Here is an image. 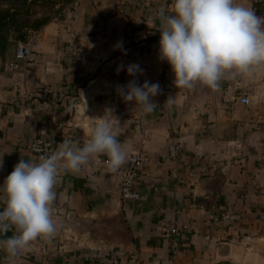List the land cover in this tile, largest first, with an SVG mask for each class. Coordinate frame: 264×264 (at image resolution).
<instances>
[{
    "label": "crops",
    "instance_id": "0c3cea01",
    "mask_svg": "<svg viewBox=\"0 0 264 264\" xmlns=\"http://www.w3.org/2000/svg\"><path fill=\"white\" fill-rule=\"evenodd\" d=\"M236 2L264 17V0ZM169 3L75 0L65 18L40 29L42 50L25 72L0 74V182L21 158L39 162L30 145L42 129L56 151L62 142L82 146L91 127H82L72 110L91 101L110 103L128 155L149 158L136 203L122 199L123 166L111 171L107 156L79 172L60 170L51 205L56 231L30 243L34 254L60 264L109 249L108 262L115 264H264V66L226 74L217 89L174 87L168 64L158 59L155 17ZM119 41L123 48L114 49ZM131 63L143 69L139 84L160 85L151 113L116 93L132 79L117 67ZM243 93L250 104L238 100ZM174 144L177 159L170 158ZM205 165L212 174H201ZM206 211H232L241 219L211 223ZM165 225L182 229L177 255L161 236Z\"/></svg>",
    "mask_w": 264,
    "mask_h": 264
},
{
    "label": "clouds",
    "instance_id": "9594fccd",
    "mask_svg": "<svg viewBox=\"0 0 264 264\" xmlns=\"http://www.w3.org/2000/svg\"><path fill=\"white\" fill-rule=\"evenodd\" d=\"M159 20L158 59L166 62L177 88H192L200 83L217 89L226 74H251L264 66V17L236 0H170L155 13ZM123 41L114 49H122ZM126 54V50L124 51ZM132 77L117 85L116 93L125 103L139 105L145 113L156 106L159 83L136 77L143 69L138 63L121 64L117 73ZM167 102H172L170 96ZM113 110L105 109L89 130L82 146L62 142L58 151L41 156L39 162L21 158L0 182V233L13 235L0 240V249L11 256L21 254L38 238L51 237L56 231L51 205L60 170L79 172L97 156H107V167L115 172L128 158L117 139ZM0 156V168L3 167Z\"/></svg>",
    "mask_w": 264,
    "mask_h": 264
},
{
    "label": "built area",
    "instance_id": "2783aa9c",
    "mask_svg": "<svg viewBox=\"0 0 264 264\" xmlns=\"http://www.w3.org/2000/svg\"><path fill=\"white\" fill-rule=\"evenodd\" d=\"M41 32L36 29H29L23 40L18 42L15 58L8 62L5 67L7 74L15 75L25 72L28 67L36 60L38 53L42 50ZM238 100L244 104H250L251 98L248 94L243 93L239 96ZM30 148L32 152L38 157L39 161L41 156H48L56 152L54 141L49 136L46 129L40 130L33 138ZM180 154L179 144H174L170 151V158L177 159ZM149 158L142 153H132L128 158L121 170V197L126 202L136 203L141 201L142 195L137 188V180L140 176L141 169ZM210 165H205L201 168V174L208 175L213 173ZM209 222L221 225H227L241 219V215L232 211L219 212V211H206ZM183 228H193L197 230L198 227L184 224ZM182 229L179 226L165 225L162 228L161 236L170 242L171 252L173 255L178 254L180 247V238ZM112 249L108 250L111 251ZM100 252V253H98ZM96 255L90 257L91 260H98L103 262L105 252L98 251ZM112 252V251H111Z\"/></svg>",
    "mask_w": 264,
    "mask_h": 264
},
{
    "label": "rangeland",
    "instance_id": "374dc122",
    "mask_svg": "<svg viewBox=\"0 0 264 264\" xmlns=\"http://www.w3.org/2000/svg\"><path fill=\"white\" fill-rule=\"evenodd\" d=\"M74 2L75 0H29L28 3H30V8H29L30 15L33 18L34 17L48 18L50 20L46 24L48 25L51 22H57L65 18L67 10L73 8ZM27 8L28 7H25L23 9L27 10ZM46 25H44L41 28H44ZM18 42H16L11 53L7 55L5 59L0 57V74L6 72L5 71L6 64L14 57ZM109 106L110 103H108L107 101H91L89 103H86L84 108L73 107L72 116L77 117L78 122L82 124V127H85L87 130L88 126L92 128L95 125L96 123L95 118L102 116L105 109L110 108ZM116 110L117 111L121 110V107L118 105ZM113 113H114V109H113ZM116 119L117 121L119 120L118 118ZM116 119L114 118L112 119L113 124L116 122ZM11 235H13V232L11 230L8 231L7 233H3V234L0 233V240L7 239ZM94 255H96V251H94V253H90L89 257H92ZM111 255H112L111 251L105 252L103 262L98 260H90V259H88V261L73 259L65 264H115V262H111V263L108 262ZM0 264H60V263L51 262L50 260L45 258L44 254L42 255L34 254L33 250L31 249L29 250V248L27 247L21 254L17 256H11L6 251L0 249ZM219 264H223V263H219ZM228 264H234V263H228Z\"/></svg>",
    "mask_w": 264,
    "mask_h": 264
},
{
    "label": "trees",
    "instance_id": "16d2710c",
    "mask_svg": "<svg viewBox=\"0 0 264 264\" xmlns=\"http://www.w3.org/2000/svg\"><path fill=\"white\" fill-rule=\"evenodd\" d=\"M28 2L29 0H0V57L4 59L11 53L16 42L25 38L29 29L39 30L50 21L48 18H33ZM25 7H28L27 10L23 9Z\"/></svg>",
    "mask_w": 264,
    "mask_h": 264
}]
</instances>
